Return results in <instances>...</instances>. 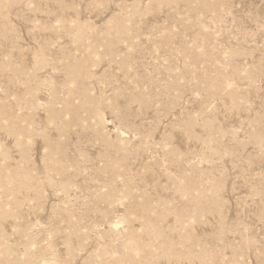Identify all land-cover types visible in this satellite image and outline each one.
<instances>
[{"label":"rangeland","instance_id":"1","mask_svg":"<svg viewBox=\"0 0 264 264\" xmlns=\"http://www.w3.org/2000/svg\"><path fill=\"white\" fill-rule=\"evenodd\" d=\"M0 264H264V0H0Z\"/></svg>","mask_w":264,"mask_h":264}]
</instances>
